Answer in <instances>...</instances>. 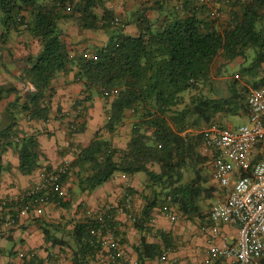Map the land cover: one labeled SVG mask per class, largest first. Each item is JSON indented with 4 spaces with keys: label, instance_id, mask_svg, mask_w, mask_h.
I'll list each match as a JSON object with an SVG mask.
<instances>
[{
    "label": "trees",
    "instance_id": "obj_1",
    "mask_svg": "<svg viewBox=\"0 0 264 264\" xmlns=\"http://www.w3.org/2000/svg\"><path fill=\"white\" fill-rule=\"evenodd\" d=\"M177 1L154 0L141 8L138 34L132 35L114 23V12L105 7V0H0V44L12 32L27 33L41 44L37 54L28 55L29 67L21 76L37 90L25 93L21 104L17 97L13 106L46 121L53 79L74 67L86 97L98 94L107 100L104 127L78 148L63 177L64 181L74 175L76 189L65 200L53 197L61 206L69 207L78 196L74 193L92 192L118 172L144 173L149 181L142 192L143 205L133 216L137 228L146 232L157 206L175 207L187 218L200 217L220 194L211 178V156L202 152L203 129L224 116L248 114L247 94L264 84V0H234L219 16L211 14L210 3ZM98 7L104 10L101 15ZM151 8L160 11L163 20H151L147 15ZM63 20H73L83 30L102 28L109 39L85 49L83 55L74 54L60 27ZM237 58L252 61L243 75L252 83L235 75L227 82L229 95H217L215 76ZM112 89L118 93L104 95ZM11 91L19 92L0 87V99ZM129 117L133 121L127 144L116 146L112 136ZM17 119L13 113L14 124ZM37 145L32 136L19 142L23 173L38 166ZM263 156L258 153L256 158ZM116 224V219L107 221L118 237ZM98 225L85 214L75 222L78 247L73 264H95L102 247L90 230ZM134 248L140 262L161 251L145 234Z\"/></svg>",
    "mask_w": 264,
    "mask_h": 264
},
{
    "label": "crops",
    "instance_id": "obj_2",
    "mask_svg": "<svg viewBox=\"0 0 264 264\" xmlns=\"http://www.w3.org/2000/svg\"><path fill=\"white\" fill-rule=\"evenodd\" d=\"M153 2L154 0H105V7L113 11L115 17L126 20V33L137 35V14L141 8ZM232 2L235 1L210 0V5L222 9L225 15ZM103 11L102 7L97 8L100 15ZM147 15L151 20L159 22L164 18L154 8L147 10ZM60 27L74 54L83 55L85 49L103 45L109 39L108 31L102 28L83 30L73 20L61 21ZM40 49L39 41L24 32H12L7 42L0 44V87L16 88L19 91H11L0 99V196L24 191L64 161L71 162L78 148L87 145L101 128L100 122L95 121L94 117L105 114L107 100L96 95L86 97L82 82L76 78V67L53 79L50 112L46 121L31 118L20 106H13L17 97H21V104L25 100V93L31 91L32 84L21 76L29 67L28 55H35ZM13 113L18 117L15 124L12 122ZM217 123L226 126L222 121ZM123 125L112 136L114 145L119 147L126 146L130 133H124ZM81 126L83 130H77ZM28 136L37 140L39 160L33 172L23 173L20 169L19 142ZM211 178L221 195L215 197L211 207L205 208L200 217H184L172 207L177 215V219L173 221L164 207L157 206L152 211V220L147 224L149 228L146 232L137 228L131 217V210L124 207L125 195L131 194L133 214L142 208V192L149 181L144 173L124 177L123 173L118 172L92 192L74 193L78 196L69 207H63L52 199L45 205L36 206L30 212L21 214L17 226L5 224L0 219V264H73L74 251L78 247L74 239L75 222L88 209L98 211L106 205L115 207L116 237L129 264H229L226 259L209 253V243L222 239L229 243L235 242L239 226L236 221H217L209 216L214 203L223 194L213 176L212 167ZM63 183L66 195L77 187L74 175H69ZM213 224L219 225L220 234L212 233L210 227ZM144 234L161 251L140 262L134 246ZM31 252L36 253L34 260L29 256ZM20 253H25V256L21 257ZM102 253L100 250L94 263L111 264ZM163 255L165 258H162ZM251 264H264V258L256 259Z\"/></svg>",
    "mask_w": 264,
    "mask_h": 264
},
{
    "label": "built area",
    "instance_id": "obj_3",
    "mask_svg": "<svg viewBox=\"0 0 264 264\" xmlns=\"http://www.w3.org/2000/svg\"><path fill=\"white\" fill-rule=\"evenodd\" d=\"M199 4L210 0H197ZM211 14L219 16L218 7H213ZM114 23L125 27L119 18ZM36 91L34 85L30 88ZM117 89L105 90V96H113ZM248 123L238 127L222 126L218 123L203 129L202 152L211 156L213 176L222 188V198L218 199L212 209L211 218L217 221H236L238 238L235 242L226 239L211 241L209 253L226 259L229 264H251L256 259L264 258V156L257 159L259 144L264 141V84L253 87L247 94ZM69 161H64L57 168L48 171L42 179L17 194L0 196V219L5 224L17 226L19 216L30 212L34 207L42 206L53 199H66L63 177L69 170ZM125 177L126 174L123 173ZM124 207L131 210L132 195H125ZM164 210L171 220L177 215L172 207ZM86 216L94 217L99 225L91 228V233L99 236L103 255L111 264H129L121 251L114 231L107 221L115 219V207L106 205L98 211L87 210ZM213 234H220L218 224L210 227ZM21 257L25 253L19 254ZM29 256L34 260L36 253ZM165 258V255L162 256Z\"/></svg>",
    "mask_w": 264,
    "mask_h": 264
},
{
    "label": "rangeland",
    "instance_id": "obj_4",
    "mask_svg": "<svg viewBox=\"0 0 264 264\" xmlns=\"http://www.w3.org/2000/svg\"><path fill=\"white\" fill-rule=\"evenodd\" d=\"M220 11H222V9ZM248 52H250V54H252V53H254V50L253 49H249ZM251 64H252V61L250 59L249 60H243L242 58H237L232 63L227 64L224 67L225 71L223 73L217 74L215 76V84H216L215 92H216V94L219 95V96L228 95L229 91H228L227 82L230 81L233 76H235V75L237 76L238 74L241 75L244 78L243 81H245L246 83L249 81V83L251 84L252 83V79L247 80L246 76H243V75H246V70L245 69L247 67L251 66ZM214 68H215L214 70L217 71V69H218V61L215 64ZM96 96L100 97V95H98V94H96ZM102 116H98L97 115V116L94 117L95 121L97 120L98 123L100 122L101 128L104 127L105 122H106V114H104ZM102 121H103V124H102ZM132 121H133V118H131V117H129L126 120L125 125H123V126H125L124 129H123L124 133H128L129 132V130L131 128V124H132L131 122ZM220 121H222L224 124H226V126L238 127V126H240L242 124L248 123L249 117H248L247 113H242V114H238V115L224 116V117L221 118ZM258 151H259V153H262L264 155V145L263 144L261 146H259ZM219 195H221V194H219ZM74 214H76V212Z\"/></svg>",
    "mask_w": 264,
    "mask_h": 264
}]
</instances>
